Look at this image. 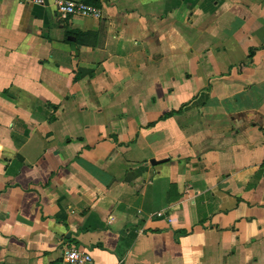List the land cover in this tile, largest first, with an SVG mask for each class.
Segmentation results:
<instances>
[{
    "label": "crops",
    "instance_id": "obj_1",
    "mask_svg": "<svg viewBox=\"0 0 264 264\" xmlns=\"http://www.w3.org/2000/svg\"><path fill=\"white\" fill-rule=\"evenodd\" d=\"M85 1L0 0V264H264V0Z\"/></svg>",
    "mask_w": 264,
    "mask_h": 264
},
{
    "label": "built area",
    "instance_id": "obj_2",
    "mask_svg": "<svg viewBox=\"0 0 264 264\" xmlns=\"http://www.w3.org/2000/svg\"><path fill=\"white\" fill-rule=\"evenodd\" d=\"M22 3L43 4L44 0H18ZM56 13L62 17L72 15L91 16L101 18L103 13L100 8L87 3L85 0H54ZM161 214V213H158ZM92 255L89 251L76 247H66L57 264H91Z\"/></svg>",
    "mask_w": 264,
    "mask_h": 264
}]
</instances>
